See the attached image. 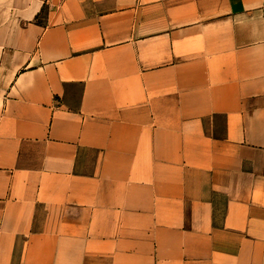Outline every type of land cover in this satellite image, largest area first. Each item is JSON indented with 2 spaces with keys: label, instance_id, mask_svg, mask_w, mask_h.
I'll use <instances>...</instances> for the list:
<instances>
[{
  "label": "crops",
  "instance_id": "obj_1",
  "mask_svg": "<svg viewBox=\"0 0 264 264\" xmlns=\"http://www.w3.org/2000/svg\"><path fill=\"white\" fill-rule=\"evenodd\" d=\"M0 264H264V0H0Z\"/></svg>",
  "mask_w": 264,
  "mask_h": 264
}]
</instances>
